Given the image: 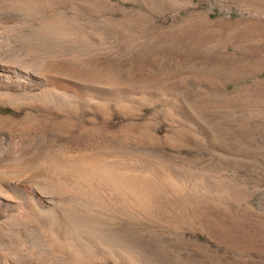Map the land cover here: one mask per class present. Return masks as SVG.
<instances>
[{"label":"rangeland","instance_id":"1","mask_svg":"<svg viewBox=\"0 0 264 264\" xmlns=\"http://www.w3.org/2000/svg\"><path fill=\"white\" fill-rule=\"evenodd\" d=\"M0 63L36 87L0 100L3 174L50 212L14 209L48 226L15 264H264V0H0Z\"/></svg>","mask_w":264,"mask_h":264},{"label":"bare ground","instance_id":"2","mask_svg":"<svg viewBox=\"0 0 264 264\" xmlns=\"http://www.w3.org/2000/svg\"><path fill=\"white\" fill-rule=\"evenodd\" d=\"M1 46H4V45H1ZM32 79L34 80L33 75L31 76L27 72H22L9 65L0 63V100L9 101L13 98L15 93L21 90L23 91V90L35 89L36 88L34 85L35 83L32 81ZM48 82L53 83L54 81H48ZM4 154H5L4 152H1L0 157H2L3 160L7 159L8 166L0 170V229H2L5 232V236H3V238L5 237L3 242L0 241V264H15L11 260V257H10L11 253L13 252V251L11 252V248L13 247L11 246L12 244L11 242H13L12 239L15 235H19V237H22L21 240L24 242L25 244L24 246H26V249L27 248L32 249L34 244H36V246L42 250L41 259L43 260V262H45L44 259L46 256H43V255L45 254L44 252L48 244V243L46 244V242H48L46 241V238H47L46 234L48 232V228H47L48 226H46V222H45L46 220L44 221L41 219L38 221L40 223L39 225H40L41 233L35 239L34 235L31 233V230L28 229V227H26L25 224L20 223V221L16 217V214L14 213V209L17 206H20V208L23 207L26 210L25 218H27V220L32 219V218L37 220L40 213H43L47 216L48 213L50 215V212L48 210L43 209V206L37 201H35V199L33 198L34 196L30 193V191L23 190L24 193L20 197L16 195L17 190L21 189L19 182L17 181V179L6 177L3 173L6 174V172H8L9 170L19 169L20 165L28 162V159H26L23 156L16 158L17 156L11 157V156H8L7 154L6 155ZM16 198L19 200H16ZM51 214L54 215L55 213L53 214L52 212ZM40 218L41 217H39V219ZM90 230H84L82 228L75 229L73 227L72 228L67 227L65 230V235H64L66 242L67 243H70V242L71 243L72 242L81 243L83 242L82 240H85L87 236L89 235L92 236V240H94V242H101L103 240L104 236L103 238H101L100 234L97 231H90ZM19 243L20 242H18V244ZM58 244H63V242L59 241ZM5 248L9 249L8 251L10 252H5L4 251Z\"/></svg>","mask_w":264,"mask_h":264}]
</instances>
